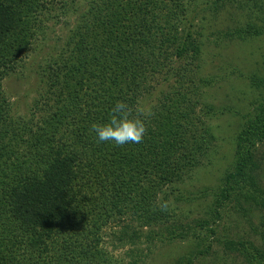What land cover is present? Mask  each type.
<instances>
[{
  "label": "trees",
  "instance_id": "1",
  "mask_svg": "<svg viewBox=\"0 0 264 264\" xmlns=\"http://www.w3.org/2000/svg\"><path fill=\"white\" fill-rule=\"evenodd\" d=\"M261 1L254 23L217 28L211 41L203 24L251 9L249 0H0V264H117L105 238L113 248L144 236L204 244L202 231L215 236L230 205L261 215L262 243L230 238L225 250L264 264V96L238 113L233 167L217 188L180 193L216 151L209 120L219 111L203 97L224 76L206 73L216 60L208 45L264 35ZM70 11L77 19L61 49L39 64L37 97L17 113L4 80L47 39V22ZM239 77L264 89V77ZM117 101L152 106L141 143L98 142L91 131ZM171 195L212 197L210 218L182 223Z\"/></svg>",
  "mask_w": 264,
  "mask_h": 264
},
{
  "label": "rangeland",
  "instance_id": "2",
  "mask_svg": "<svg viewBox=\"0 0 264 264\" xmlns=\"http://www.w3.org/2000/svg\"><path fill=\"white\" fill-rule=\"evenodd\" d=\"M75 1L79 5L83 2V0ZM248 3H251V9L246 10L247 6H245L233 15H225L221 19L215 20L216 22L213 20L211 23H204V36L208 35L209 39L214 41L215 37L211 35V32L217 28L235 27V25L244 27L248 22L254 23L255 18L253 17L260 13L255 8L253 0H249ZM45 16L47 17L46 14ZM251 18L253 19L251 20ZM76 19L75 14L70 11L69 16L64 20L61 18L60 21L57 19L48 20L49 35L47 39L37 44L36 51L31 54L27 62L4 80V90L15 102L17 113L25 114L31 107L38 95L36 83L39 64L44 57L59 52L62 42ZM210 44L208 51L216 54V60L212 57L208 59L210 64L207 66L206 73L224 76L219 84L208 88L203 97L206 102L213 103L219 111L215 117L209 120L212 133L216 138V151L211 161L205 162V166L195 171L191 179L186 182L180 191L184 197L197 196L206 187L217 188L224 174L233 167L235 134L241 125V115L238 113L249 111L248 108L254 103L257 104L264 96L263 88H255L250 85L247 78L239 77L240 74L244 77L252 74L264 77V35L246 41H234L228 46L223 45V47L217 46L213 42ZM227 63L234 67L235 75H227L230 72V65L228 67ZM262 182L264 185V174ZM170 199L174 205L177 203L178 217L184 224L188 223L193 226L195 221L200 218H210L207 211L212 203V197H209L207 201L194 200L190 202L184 199L176 202L174 195H171ZM260 216L257 211L243 215L242 212L236 210L234 205H230L227 209L222 210L220 219L214 225L217 231L215 236L209 235L210 233H206L207 231H202L200 239L208 238L204 244L202 240L199 241L193 237L175 242H163L157 239L154 243H149L144 236V240L137 246L123 245L118 248H113L110 240L107 242L108 238H105V248L112 253L113 262L117 264H132L134 261L137 264H187L188 261L185 259L188 258H193V264H246L243 258L235 252L225 250L227 248L223 241L230 238H244L261 244L260 234L255 232L262 229ZM109 232L110 230H108ZM208 243L211 245L210 251L205 250ZM129 249H133V252ZM141 251L143 254L139 257L138 253ZM130 253L133 257L130 256Z\"/></svg>",
  "mask_w": 264,
  "mask_h": 264
},
{
  "label": "clouds",
  "instance_id": "3",
  "mask_svg": "<svg viewBox=\"0 0 264 264\" xmlns=\"http://www.w3.org/2000/svg\"><path fill=\"white\" fill-rule=\"evenodd\" d=\"M154 115L152 106L137 102L132 106L117 101L110 110L109 120L103 124H93L91 131L98 142H114L117 146L128 143L139 144L147 132L146 120Z\"/></svg>",
  "mask_w": 264,
  "mask_h": 264
}]
</instances>
